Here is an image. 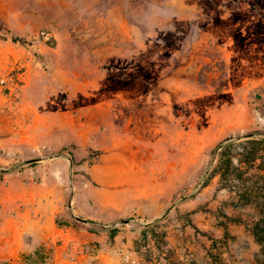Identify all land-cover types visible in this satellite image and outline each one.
Listing matches in <instances>:
<instances>
[{
    "label": "rangeland",
    "instance_id": "rangeland-1",
    "mask_svg": "<svg viewBox=\"0 0 264 264\" xmlns=\"http://www.w3.org/2000/svg\"><path fill=\"white\" fill-rule=\"evenodd\" d=\"M250 133L264 0H0V264H260Z\"/></svg>",
    "mask_w": 264,
    "mask_h": 264
},
{
    "label": "trees",
    "instance_id": "trees-1",
    "mask_svg": "<svg viewBox=\"0 0 264 264\" xmlns=\"http://www.w3.org/2000/svg\"><path fill=\"white\" fill-rule=\"evenodd\" d=\"M60 153L72 157L66 149ZM215 171L222 188L235 191L242 205H254L260 210L262 217L254 223L252 233L261 246L259 262L264 264V137L223 144ZM160 258L163 259L161 255Z\"/></svg>",
    "mask_w": 264,
    "mask_h": 264
},
{
    "label": "water",
    "instance_id": "water-1",
    "mask_svg": "<svg viewBox=\"0 0 264 264\" xmlns=\"http://www.w3.org/2000/svg\"><path fill=\"white\" fill-rule=\"evenodd\" d=\"M257 135H258V134L250 133V134H246V135H244V136H237V137L231 139L230 141L240 142V141H243V140H246V139H250V138L256 137ZM228 142H229V141H228ZM219 151H220V148H218V150H217L216 153L218 154ZM217 154H216V155H217ZM39 160H41V159H40V158H35V159L28 160L26 163H33V162H36V161H39ZM71 168H72V163H71ZM187 198H188V197H183V198L181 199V201H184V200H186ZM181 201H180V202H181ZM175 205H176V204H175ZM175 205H174V206H175ZM174 206H172L171 208H169V209L163 214L162 218L165 217L167 214H169V212L172 210V208H173ZM77 219H78V220H81V221H84V222H87V220H85V219H83V218H80V217H77ZM130 222H131L130 219H125V220L122 221L123 224H127V223H130Z\"/></svg>",
    "mask_w": 264,
    "mask_h": 264
}]
</instances>
